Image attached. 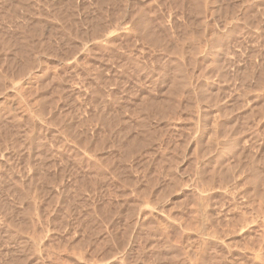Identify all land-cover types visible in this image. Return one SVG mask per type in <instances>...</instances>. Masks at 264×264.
Instances as JSON below:
<instances>
[{"label": "rangeland", "instance_id": "rangeland-1", "mask_svg": "<svg viewBox=\"0 0 264 264\" xmlns=\"http://www.w3.org/2000/svg\"><path fill=\"white\" fill-rule=\"evenodd\" d=\"M0 264H264V0H0Z\"/></svg>", "mask_w": 264, "mask_h": 264}, {"label": "bare ground", "instance_id": "bare-ground-1", "mask_svg": "<svg viewBox=\"0 0 264 264\" xmlns=\"http://www.w3.org/2000/svg\"><path fill=\"white\" fill-rule=\"evenodd\" d=\"M109 35H110V34H109ZM30 80H32L31 76L28 77L23 83H21V84H19V85H17V86L14 85L13 88H15V89L17 90V88H20V86H22L23 84H24V85H25L26 83H29V84H30V83H31ZM12 83H13V82H12ZM32 84H33V83H32ZM10 86H11V85H10ZM25 86H26V85H25ZM25 86H23V87H25ZM27 86H28V85H27ZM27 86H26V87H27ZM11 87H12V86H11ZM26 87H25V88H26ZM20 89H21V88H20ZM23 90H24V89H23ZM14 94H15V92H14ZM16 94H17V93H16ZM19 94H20V93H19ZM18 100H20V99H18ZM20 101H21V100H20ZM17 103H18V102H17ZM20 103H21V102H20ZM18 104H19V103H18ZM21 105H22V104H21ZM19 106H20V105H19ZM202 233H203V232H202ZM197 234H198V233H197ZM202 238H203V237H202Z\"/></svg>", "mask_w": 264, "mask_h": 264}]
</instances>
